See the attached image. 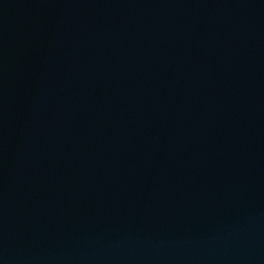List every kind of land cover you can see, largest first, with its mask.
Instances as JSON below:
<instances>
[{
    "label": "water",
    "instance_id": "1",
    "mask_svg": "<svg viewBox=\"0 0 264 264\" xmlns=\"http://www.w3.org/2000/svg\"><path fill=\"white\" fill-rule=\"evenodd\" d=\"M0 264H264V0H0Z\"/></svg>",
    "mask_w": 264,
    "mask_h": 264
}]
</instances>
